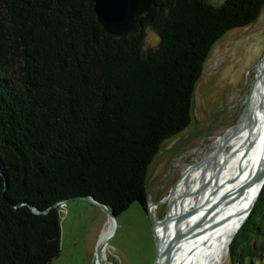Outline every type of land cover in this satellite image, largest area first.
Instances as JSON below:
<instances>
[{"label": "trees", "instance_id": "trees-1", "mask_svg": "<svg viewBox=\"0 0 264 264\" xmlns=\"http://www.w3.org/2000/svg\"><path fill=\"white\" fill-rule=\"evenodd\" d=\"M219 1L153 0L138 36L113 38L90 0H0V264H51L67 198L88 195L115 217L134 201L147 211L149 163L191 121L213 43L264 4ZM260 201L264 183L229 256L256 246Z\"/></svg>", "mask_w": 264, "mask_h": 264}, {"label": "rangeland", "instance_id": "rangeland-1", "mask_svg": "<svg viewBox=\"0 0 264 264\" xmlns=\"http://www.w3.org/2000/svg\"><path fill=\"white\" fill-rule=\"evenodd\" d=\"M209 2L221 3L219 0ZM157 38L155 32L146 28L144 47L152 48ZM263 53L264 4L253 23L228 30L213 43L191 96V121L187 128L165 140L149 163L145 175L147 211L134 201L115 217L116 227L110 230L114 232L106 241L104 260L100 254L101 262L153 264L156 247L152 222L168 213L171 189L181 175L191 163L208 155L214 139L228 128L239 122L264 118V89L262 103L249 93ZM258 89L256 85V95ZM261 214L264 220V201L256 206L255 217L260 218ZM59 215L60 251L51 264H96L94 253L100 248L98 242L109 217L85 199L66 200ZM260 225L256 237L251 239L256 246L238 245L231 256L227 251L222 264H264V224ZM242 238L243 235L237 242ZM241 245L244 252L240 253Z\"/></svg>", "mask_w": 264, "mask_h": 264}, {"label": "bare ground", "instance_id": "bare-ground-1", "mask_svg": "<svg viewBox=\"0 0 264 264\" xmlns=\"http://www.w3.org/2000/svg\"><path fill=\"white\" fill-rule=\"evenodd\" d=\"M256 70L249 93L262 103L264 59ZM213 143L210 153L199 162L191 163L171 189L167 222H155L161 264L173 235L177 241L173 243L171 264H222L233 234L247 218L248 207L255 204L260 180L256 178L246 186L243 184L254 178L264 165V118L239 122L217 136ZM206 201L203 208L181 220L174 229V215ZM112 226L115 227L114 222L108 218V226L98 242L100 248L103 246L99 253L103 260L105 240L114 232L110 233Z\"/></svg>", "mask_w": 264, "mask_h": 264}, {"label": "water", "instance_id": "water-1", "mask_svg": "<svg viewBox=\"0 0 264 264\" xmlns=\"http://www.w3.org/2000/svg\"><path fill=\"white\" fill-rule=\"evenodd\" d=\"M90 1L93 3V12H95L98 21L97 23L100 24V26L103 27L104 31L109 35H111V37L113 38H120V37L129 38V37L138 36L143 29L141 25L142 23L139 19L142 16H144V14H146L151 7L154 6L153 0H90ZM262 59H264V53L260 58V62ZM256 178L260 180L261 184L258 192L256 193L257 196L255 202L257 200L258 193L260 192L264 183V165L261 167L259 173L254 178L248 179L243 184V186H246L250 182L252 183V181L256 180ZM243 186H241V188ZM69 199H74V200L85 199L89 203L92 204L94 203L95 205L100 207L101 210L105 212L107 217L111 218V220L114 222V225L116 227V218L114 214H112L113 212L108 207L101 204L99 201L95 200V198L90 197L88 195H80V197L67 198L66 200ZM66 200L62 201V203H65ZM206 203L207 201L202 203L201 206L198 207L192 206L191 209H188L187 212H180L174 215V218L172 219L174 220L173 221L174 229L177 228V225L179 224V222H181V220L183 221L184 219L187 218V216L197 213L201 208H203V206ZM252 206L253 205L248 207L249 209L247 215L251 212ZM30 207L33 213L38 214L39 211H36V209L32 205H30ZM51 208H49L48 210H50ZM167 220H168L167 214L160 219L162 223H166ZM152 226H153L152 231L154 232V226H155L154 222H152ZM240 226H242V224ZM111 235L107 238V240H109ZM173 237H172V241L167 246L168 248L163 258L164 260L163 264H171V257L173 256V251L175 249V247H173V243L177 241V239L173 240ZM154 238H155L154 246L156 248H155V255L153 257L154 260L153 264H161L158 258L160 253H159V247L157 246L158 241L155 233H154ZM107 240H105V243ZM102 248L103 246L97 249L96 252L94 253L96 257V261H95L96 264H103L99 258V253H101Z\"/></svg>", "mask_w": 264, "mask_h": 264}, {"label": "built area", "instance_id": "built-area-1", "mask_svg": "<svg viewBox=\"0 0 264 264\" xmlns=\"http://www.w3.org/2000/svg\"><path fill=\"white\" fill-rule=\"evenodd\" d=\"M59 205H60V212L63 210V208H64V203H60L59 202Z\"/></svg>", "mask_w": 264, "mask_h": 264}]
</instances>
